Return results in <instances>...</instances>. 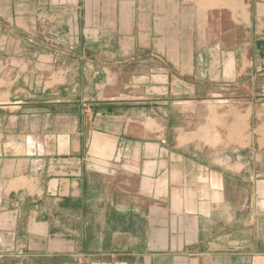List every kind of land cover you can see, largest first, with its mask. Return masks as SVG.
Masks as SVG:
<instances>
[{
    "label": "crops",
    "instance_id": "0c3cea01",
    "mask_svg": "<svg viewBox=\"0 0 264 264\" xmlns=\"http://www.w3.org/2000/svg\"><path fill=\"white\" fill-rule=\"evenodd\" d=\"M171 1L0 0V264H264L258 130L212 145L199 125L213 86L264 72V0H181L208 18L178 80L85 57L166 53Z\"/></svg>",
    "mask_w": 264,
    "mask_h": 264
},
{
    "label": "rangeland",
    "instance_id": "374dc122",
    "mask_svg": "<svg viewBox=\"0 0 264 264\" xmlns=\"http://www.w3.org/2000/svg\"><path fill=\"white\" fill-rule=\"evenodd\" d=\"M157 1V0H156ZM181 0H172L167 5V17L171 21L170 27L159 35L158 30H155V43L162 46L166 44V53H144L136 54L135 61L130 60L134 54H116L113 52H104L102 54H85L88 61H96L99 66L109 69L110 72L117 73L118 80H164L163 77H157V73L167 72L168 80H178V59L185 63L190 57V49L195 51L199 49V45H205L206 38L197 37L195 27V18L208 16L204 10L205 5L195 6L202 12L191 11L190 6L180 4ZM185 6L188 10H184ZM178 7L183 8L182 16L188 19L191 24L185 25L184 31L178 27ZM226 8L225 15H233L236 13V6H216L214 17L221 18L223 16L222 8ZM176 8V10H172ZM211 8V6H210ZM198 12V13H196ZM165 16V15H164ZM193 23H192V21ZM187 21V20H186ZM219 21V20H218ZM102 33L104 38L116 37L118 32L124 33L127 30L125 24L118 21H103ZM179 35V36H178ZM116 41L114 39L107 40L104 44L109 47H114ZM126 48L129 44L125 43ZM178 45L180 51L178 52ZM162 48V47H161ZM158 49V47H157ZM80 55V54H79ZM196 55V52H194ZM82 56V54H81ZM161 70V71H160ZM115 75V74H114ZM157 75V76H156ZM189 78L186 77L185 79ZM202 88V86H201ZM216 93H219L225 100H200L199 111L204 116L199 117L200 131L206 133L209 138L207 141L212 145H220L223 142L227 144H239L246 140L244 131L251 126L256 128L258 145L261 147L257 150L261 157L260 172L261 179H264V72H255L247 69L241 75L240 80H233L231 83H223L218 86H213ZM212 86H204L203 92L209 93L213 90ZM203 92L201 94H203ZM246 116H239L240 113H245ZM207 114V116H206ZM248 139V138H247Z\"/></svg>",
    "mask_w": 264,
    "mask_h": 264
}]
</instances>
